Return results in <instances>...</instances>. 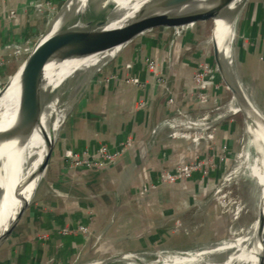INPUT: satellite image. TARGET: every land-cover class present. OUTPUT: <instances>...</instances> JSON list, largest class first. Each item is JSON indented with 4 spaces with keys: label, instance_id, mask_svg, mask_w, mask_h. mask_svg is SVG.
I'll list each match as a JSON object with an SVG mask.
<instances>
[{
    "label": "crops",
    "instance_id": "obj_1",
    "mask_svg": "<svg viewBox=\"0 0 264 264\" xmlns=\"http://www.w3.org/2000/svg\"><path fill=\"white\" fill-rule=\"evenodd\" d=\"M32 1H2L0 87L25 61L16 58L17 51L27 49V38L37 37V29L31 26ZM257 14L258 22L263 21L260 43L246 47L238 80L253 89L248 96L261 108L263 2L254 13ZM54 21L49 29H56ZM169 41L173 40L160 35L140 39L89 84L75 104L53 154L46 183L37 190L0 250V264H128L127 259L102 262L120 254L139 255L147 263L146 258L153 251L159 254L157 261H162L167 256L217 246L203 244L204 240L208 243L212 230L192 237L188 244L175 225L178 220L199 218L200 209L210 204L207 198L229 169L230 161L216 159V169L208 178L203 171L173 183L162 181L161 177L205 153L218 151L232 157L241 125L229 118L232 111L223 106L218 116L209 118L219 146L209 141L195 143L169 137L173 129L163 125L168 117L177 113L194 117L218 101L213 96L206 105L197 100L190 103L189 97L181 102L182 93L194 92L193 68L197 66L199 53L191 52L194 41H174L173 51L168 47ZM130 59H134V67L124 70ZM148 61L155 62L156 67H150ZM133 77L140 79L142 85L126 82V78ZM217 77L218 82H223L219 73ZM168 86L174 94V105L168 103L171 94H164ZM217 95L221 101L224 97L221 88ZM102 148L118 153L117 161L106 167H76L66 157V152L71 151L78 158L94 162L101 159L98 152Z\"/></svg>",
    "mask_w": 264,
    "mask_h": 264
},
{
    "label": "bare ground",
    "instance_id": "obj_2",
    "mask_svg": "<svg viewBox=\"0 0 264 264\" xmlns=\"http://www.w3.org/2000/svg\"><path fill=\"white\" fill-rule=\"evenodd\" d=\"M148 1L150 0L80 1L77 3L80 5L78 14L68 26H65L64 30L73 25L74 31L80 32H88L98 28L99 31L108 33L116 29H122L131 17L137 13L139 8ZM193 1L196 4L197 0H183L181 3L173 4L170 13L178 15V11L187 2L192 3ZM245 1H231L236 13ZM219 2L220 0H217L216 10L213 14H216ZM69 4L63 8L55 19L54 27L59 26L63 22L70 10ZM99 23L102 24L98 27ZM58 30L59 28L55 31L54 28L49 29L45 37L41 39L37 45L34 59L30 62L31 64L40 55V49L43 50L42 53L47 50L35 64L46 60L51 55L59 54L61 51L82 49L97 41L94 37V33L97 30H93L94 33L91 31L93 34L91 36H81V39L71 40L70 42H62L60 39L61 34L56 35ZM215 36L218 41L216 44L218 70L221 76L241 96V104L233 98L234 102L231 109L233 112H241L245 117L246 145L243 147L237 165L230 174L229 179H232V176L236 178L241 173V166L249 161V147H251L253 162L250 160L252 164H250L249 169L261 190V210L264 213V116L261 118L260 113L248 102L240 82L236 79L233 71L232 56L226 51V42L222 33V21L219 19L215 21ZM235 37L230 38V41L227 42V49L231 55ZM113 52L115 51L85 60H72L63 64H48L45 69V93L52 96L51 90L58 88L61 80L73 75L79 69H87L96 65L107 58V56L113 54ZM18 81L19 75L12 81L10 88ZM17 85L14 90L7 92L0 102V237L13 226L20 209L31 200L41 177L46 172L51 148L61 133L69 112L77 103L74 100L67 106L60 104L57 100L51 101L45 108L38 123L26 124L18 119L21 98L20 83ZM258 220L245 232L244 236L234 240V242H223L219 246L209 249L167 256L161 262L150 264H259L264 253V231L260 236ZM8 226L10 227L8 228Z\"/></svg>",
    "mask_w": 264,
    "mask_h": 264
},
{
    "label": "rangeland",
    "instance_id": "obj_3",
    "mask_svg": "<svg viewBox=\"0 0 264 264\" xmlns=\"http://www.w3.org/2000/svg\"><path fill=\"white\" fill-rule=\"evenodd\" d=\"M2 1L3 0H0V13L2 11ZM80 1L83 2V0H33L32 2H30V4H32L30 6H32V9H33L31 12L32 13L31 18H33L31 19L32 20L31 26L34 27V29H37L35 32L37 34V37L36 36L33 37L31 35L32 37L27 38L26 40L29 39L27 42V47H26L27 49L25 48L26 49L25 51L18 50L17 53L15 54L16 58L22 57L23 60L27 58L33 46L35 45L36 41L39 40V38L42 35L44 36L46 35L47 31L49 30L52 24V21H54L59 16V14L62 12L63 8L66 7L68 3H70L69 4L70 10L65 16L63 22L59 26H57L55 29L57 30L59 28V30L56 33L57 36L61 34L64 28H66L65 26H68L71 20H73V18L78 14L80 10V5H78L77 3ZM182 1L183 0H179V1L172 2V3L176 4V3H181ZM216 2L217 0H207V1L197 0L196 4H194L195 3L194 1L192 3L187 2L182 7V9L178 11V15H187V14H195V13H201L205 16L213 15V13L216 10ZM262 2L264 3V0ZM219 8H220L219 10L220 15L212 19L213 26H215V21L217 19L222 21V33L224 36V41L226 42V51L230 56H232L234 74L238 79H240V73L242 72L241 71L242 54L246 51V47H248V45L251 44L252 46H254L255 43L257 44L260 43V37H261V34H260L261 26L260 25H262L263 21L261 19L258 22V14L254 15V13H256V9L258 8V5H257L255 10H253L244 19V21L240 23L237 31L236 32L231 31L229 29L230 28L229 24L234 20L235 15H236V12L231 5V1L230 0H227V1L220 0ZM210 26H211V23H208L207 25L199 24V23H189L187 26H184V28L193 27L192 31L198 34L196 36V40L193 42L194 44H192L193 48L191 52H198L199 58L196 62L197 66L193 68L194 69L193 70L194 83H195L194 92L182 93L181 102L185 101V99L189 97L188 100L191 101L190 103H195V101L197 100L198 103H201V105H206V103L208 102V99H210V97H213V96L218 101L217 103L214 104V106L208 107V109H204V110L201 109L199 113H197L199 114L197 116L193 117V116H188L186 113H177L176 115L168 117L163 123H166L167 127H172L173 130H171V132L169 133V137L175 138L173 137V135L175 134V131L177 132V130H181L184 128H185V131H189L187 130L188 126L186 127L185 123L195 122L199 125V127L201 126V128H205V129L207 128V131L213 134L214 136L213 144L215 146H219L220 144H218L216 141L215 129L213 128L214 125H211L209 118H211L212 116L213 117L218 116V113L222 111L220 108H222L223 106H225V108L227 107V110L230 111L233 105L232 103L234 102V99H233L234 97H233L232 92L225 85V83L220 82V81L218 82L217 80L218 78L217 73L219 72V70H218V66L216 65V62L214 59L213 44L210 43L208 40ZM179 28L181 29L182 27H179ZM232 37H235V40L232 45V50H231L232 55H231L227 49V42H229L230 41L229 39ZM263 39H264V35H263ZM174 41L175 40L169 41V44H168V47H170L171 51H173L175 47ZM136 47L139 48V46H136ZM129 49H132V47ZM46 50L42 53L43 50L40 49L39 51L40 55L37 56L35 62L33 61L31 65H34L37 62V60L41 56L44 55ZM188 53H189L188 55H190V52ZM171 58H172V55L170 59ZM133 61L130 59V61L125 63L124 70L132 69L134 67ZM145 62H147V60H145ZM148 65L150 66L149 61H148ZM243 68L244 70L246 69L245 67ZM133 78H136V77H133ZM125 80H128V78H126ZM138 80L140 81V79ZM18 82L12 88L9 89L8 93L14 90L18 86L17 85L19 84ZM241 82L242 81H240V83ZM241 85H242V88L245 94L248 96V92L251 93L253 89L250 88L249 86H245V84L243 83H241ZM214 87L215 89L213 91L212 88ZM219 88L222 89L223 94H224V97L223 99H221V101L217 99L218 98L217 90ZM166 90L167 91H164L165 96H168L169 93L171 94L170 98L168 97V103H170V99H173V102H171L170 104L174 105L175 99H174V94L172 95L173 92L170 91L169 86L166 87ZM201 94L205 95V97L207 96L208 99L202 100L200 98ZM251 101H252L253 106H255L256 109L264 113V105L263 106L260 105L261 108H259L256 105V103H254L253 100ZM70 104H71L70 102L65 101V105L68 106ZM74 109H75V105L73 109H71V111L69 112V115L67 116L64 122L63 129L54 144L53 154L56 152L58 143L61 141L66 125L69 122L70 118L72 117ZM229 116H227V119L228 117L235 119V121L239 122V124L241 125L236 147L234 149L235 153H233L232 157H228V159L226 160L227 163L230 161L229 169L227 170L226 173H224L221 176L220 181L217 183L214 189V192H212L207 198L208 200L211 201L210 204L208 205L205 204V206H203L202 209H200V212H199L200 215L197 216L199 218L196 219V217H194L192 219L188 218V219L178 220L175 225V230L178 232V234L185 235V237L187 238L188 244L191 243L190 240H192V237L197 238L196 236L198 234H201L203 231H205L206 233V232H210L211 230L213 233L209 234V239H207L208 243L204 240L203 244L219 246L223 242H227V243L234 242V240L245 235V232L249 228H251V226H253V224L259 219L260 213L262 211L261 210L262 209L261 207L262 193H261V190L259 189V186L257 185L255 178L252 176L251 171L249 169L250 164H252L253 162L252 161L253 151L251 147H249V153H250V155L248 156L249 161L247 163H244L241 166V173L236 178L232 176L233 178L229 179L230 174L232 173L233 169H235L237 165V161L239 160V155L241 154L243 147L246 145L244 114H242L241 112L237 113V112L232 111L229 114ZM225 120L226 119H224V121ZM176 121H178V124H181L179 128H173L175 125L174 122ZM206 124L207 126H202ZM208 124L210 125L208 126ZM216 153H218V151ZM53 154H52V158H53ZM208 154L209 153H205L203 157H201L200 159H196L194 162L190 164L204 161V159H206ZM52 158L50 160L48 168L46 169V172L41 177V180L38 185H40L41 183L42 185L46 183V180L48 178L49 171L52 165V162H51ZM213 169H216V165L211 170H208V173H206L204 169L199 170V171H203L205 177L208 178L210 176L209 175L210 172ZM163 175L164 174H162V177H161L162 181L164 180ZM31 202H33V199L31 200ZM203 214L204 216H202ZM16 220L14 221V223L16 222ZM10 226H8V228ZM5 244L3 245V247L5 246ZM134 256L139 257V255H135V254ZM157 260H159V254L156 251L151 252L149 254V258H146V262L149 264L151 262L152 263L161 262ZM126 262L128 264H136L135 262L130 261L128 259L126 260Z\"/></svg>",
    "mask_w": 264,
    "mask_h": 264
},
{
    "label": "water",
    "instance_id": "obj_4",
    "mask_svg": "<svg viewBox=\"0 0 264 264\" xmlns=\"http://www.w3.org/2000/svg\"><path fill=\"white\" fill-rule=\"evenodd\" d=\"M262 1L263 0H246L239 11L236 13L234 20L229 24V29L236 32L240 23L243 22L244 19L253 10H255L257 5H259ZM172 5L173 3L170 0H150L147 3H144L139 8L137 13L133 17H131V19L124 25V28L116 29L108 33L101 32L98 28L89 30L88 32L74 31V25L72 27L70 26L61 32L60 39L62 40V42L79 40L81 39V36H91L93 35V30H97L95 33L93 32L95 34L94 37L97 41L82 49H75L64 52L61 51L59 54L51 55L46 60L40 63L31 65L30 62L34 59L37 45L41 41V39L45 37L44 35H42L39 40L36 41L35 45L33 46L32 50L30 51L21 67L12 75V77H10L9 80H7L0 87V102L6 96L12 81L16 78L17 75H19L21 101L19 105L18 119L26 124L38 123L42 118L45 108L51 101L57 100V102L62 105H65V101L70 103H72L74 100L78 101L89 84L93 81V79L97 77L106 67L119 59L140 39L153 35H160L169 37L175 41H195L198 34L192 31L193 27L184 28V26H187L189 23H199L206 25L208 23H211L208 40L213 44L214 59L217 65L218 50L216 48V44L218 43V41L215 36V26H213L212 19L220 15V8H218L216 14L213 15L205 16L201 13L175 15L173 13H170L173 8ZM101 24L102 23H99L98 27L101 26ZM179 27L182 28L180 29ZM111 51L115 52L107 56V58L101 60L96 65L87 69H79L73 75L61 80L59 87L51 90L52 96L45 93V69L48 64H63L67 61L72 60H85ZM222 79L225 85L232 92L234 99L238 103H240L241 96L237 94V91L231 87V85L225 80V78H223V76ZM236 79L238 80L237 77ZM244 95L248 102L252 105V107L260 113V116L262 118L264 116V113L260 112L255 108V106H253L251 98H249L245 94V92ZM53 149L54 145L52 146L50 151L48 166L52 158ZM41 185L42 183L36 187L33 196H35V193ZM33 196L31 200L34 199ZM31 200L29 201V203H27V205L20 209L17 220L13 224V226L0 237V249L8 241V239L11 237L12 233L18 226L24 212L30 205ZM258 224V232L261 236L264 231V213L262 211L259 216ZM121 259H128L135 262L136 264H147L142 262L139 257L131 254L116 255L114 257L103 260L102 262L110 263ZM97 264H101V262ZM259 264H264V253Z\"/></svg>",
    "mask_w": 264,
    "mask_h": 264
},
{
    "label": "built area",
    "instance_id": "obj_5",
    "mask_svg": "<svg viewBox=\"0 0 264 264\" xmlns=\"http://www.w3.org/2000/svg\"><path fill=\"white\" fill-rule=\"evenodd\" d=\"M150 67L155 68V62H151L150 61ZM127 83H131L137 86H141V82L138 80V78H131L126 80ZM200 98L202 100H207L208 97L203 94L200 95ZM173 102V99H170V103ZM169 103V104H170ZM175 125L173 128H179V126H181V124H178V121L174 122ZM187 130L189 131H185L184 129L181 130H177V132L175 131V134L173 135V137L175 138H179V139H186L188 141H192L195 143H200V142H205V141H209V142H213L214 136L213 134H211L210 132L207 131V128H201V126L199 127V125L197 123H185ZM163 125H166V123H164ZM202 126H207L206 125H202ZM225 150V149H224ZM98 154L100 155V160L92 162L90 160H83L82 158H78L77 155H75L73 152L68 151L66 152V157L71 159L73 161V165L78 167V166H88V167H106L108 165H111L113 163H115L118 159L119 154H112L110 153L106 148H102L99 150ZM221 159L222 161H226L228 158L226 157V155L223 154H219V153H211L208 154V156L206 157V159H204V161L202 162H196L193 164H188L182 167L177 168V170L174 172H168V173H164L163 175V179L165 182L168 183H173V182H177V181H183V180H187L189 179L193 173L204 169V171L206 173H208V170H211L215 165H216V161L215 159Z\"/></svg>",
    "mask_w": 264,
    "mask_h": 264
}]
</instances>
